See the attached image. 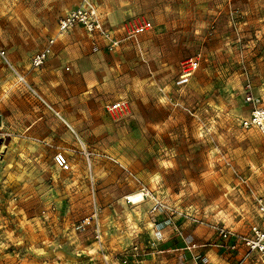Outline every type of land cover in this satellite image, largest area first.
<instances>
[{"label":"rangeland","instance_id":"1","mask_svg":"<svg viewBox=\"0 0 264 264\" xmlns=\"http://www.w3.org/2000/svg\"><path fill=\"white\" fill-rule=\"evenodd\" d=\"M90 1L122 39L152 29L110 51L77 28L35 69L82 0H0V264H140L161 240L130 241L148 217L179 236L258 224L264 138L242 120L247 90L264 108V0Z\"/></svg>","mask_w":264,"mask_h":264},{"label":"built area","instance_id":"2","mask_svg":"<svg viewBox=\"0 0 264 264\" xmlns=\"http://www.w3.org/2000/svg\"><path fill=\"white\" fill-rule=\"evenodd\" d=\"M77 28H82L89 38L106 40L108 42L106 48L113 51L120 46L122 41L129 40L137 43L141 35L152 29V24L149 21H141L128 25L124 28L125 36L122 39L100 23L97 10L90 0H82L80 5L59 19L57 33L50 39L49 45L45 49L33 56L32 67L35 69L41 68L48 60L50 47L56 42L57 37ZM199 63V56L183 63V73L187 74L197 69ZM246 93L247 101L252 102L253 107L249 117L242 120V127L244 130H255L264 138V108L255 104L249 90ZM119 106L121 104L117 105L116 108ZM55 164L59 168L66 167L68 164L67 157L63 153L56 154ZM157 209H159V205L154 208L156 211ZM258 210L260 222L252 224L246 232L237 233L228 230L224 226L217 225H209V228L224 242V248L234 251L238 249V246L244 248L245 255L243 260L253 254H258L264 258V200L259 201ZM237 264H243V262L240 261Z\"/></svg>","mask_w":264,"mask_h":264},{"label":"crops","instance_id":"3","mask_svg":"<svg viewBox=\"0 0 264 264\" xmlns=\"http://www.w3.org/2000/svg\"><path fill=\"white\" fill-rule=\"evenodd\" d=\"M122 31L123 29L120 33ZM62 36H59L57 41ZM121 37H124V35H121ZM72 131L74 130L72 129ZM79 141L82 140L79 138ZM148 218L150 223H136L138 229L142 231L130 241L136 243L145 240L147 237L151 239L157 232L160 233L161 240L159 241V247L143 258L140 264H153L155 262H158V264H235L238 260L244 259V248L238 246L235 251L224 248V242L209 229L203 227L192 228L187 224H182V231L179 236L174 233L172 227L166 222L165 217ZM146 224L152 227H147ZM129 230L125 227V234H130ZM147 230H150V232L148 233ZM197 243H206V247H196L195 244ZM194 245L195 248L192 247ZM243 263L247 264V259Z\"/></svg>","mask_w":264,"mask_h":264},{"label":"bare ground","instance_id":"4","mask_svg":"<svg viewBox=\"0 0 264 264\" xmlns=\"http://www.w3.org/2000/svg\"><path fill=\"white\" fill-rule=\"evenodd\" d=\"M141 196H142L141 193H137V194L131 195L130 196V201L135 204V203H137V202H139L141 200V198H142Z\"/></svg>","mask_w":264,"mask_h":264}]
</instances>
